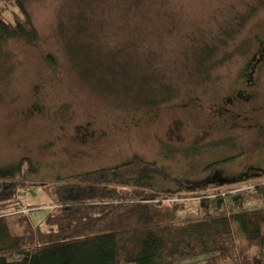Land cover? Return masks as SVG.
Masks as SVG:
<instances>
[{"label": "rangeland", "instance_id": "rangeland-1", "mask_svg": "<svg viewBox=\"0 0 264 264\" xmlns=\"http://www.w3.org/2000/svg\"><path fill=\"white\" fill-rule=\"evenodd\" d=\"M4 1L10 6L2 1L0 19L13 24L17 10ZM23 4L36 29V45L12 39L0 45V167L25 160L16 180L28 186H21L19 198L21 206L29 208L12 212L13 216L21 212L33 227L47 231L44 220L53 206L46 191L74 175L111 173L109 169L134 159L159 170L155 171L159 189L167 191L160 194L163 201L175 200L194 216L199 198L207 192L210 196L219 190L252 192L246 194L252 204L264 176L206 185V192L188 188V182H195L200 172L205 177L215 171L237 172L244 155L256 154L252 162L257 152L264 153V65L254 91L261 110L252 115L233 108L240 115L235 130L218 114L222 98L236 88L237 76L257 41L264 39V0H23ZM202 54L200 65L197 59ZM143 101L153 103L146 106ZM244 117H251L250 123ZM173 118L184 122V142L167 135ZM204 131L209 137L197 143ZM111 177H119L111 182L119 194L134 190V183L120 175ZM115 202L105 207H114ZM6 259L19 264L13 254Z\"/></svg>", "mask_w": 264, "mask_h": 264}, {"label": "trees", "instance_id": "trees-1", "mask_svg": "<svg viewBox=\"0 0 264 264\" xmlns=\"http://www.w3.org/2000/svg\"><path fill=\"white\" fill-rule=\"evenodd\" d=\"M9 3L17 13H13V24L0 19V45L8 39L36 45V29L23 0ZM203 56L197 59L200 65ZM144 103L151 106L153 102ZM23 163L0 167V264H10L7 254L18 257L19 264H221L224 260L264 264V183L256 186L251 205L246 194L252 192L219 190L212 196L207 192L199 198V212L194 216L176 201H163L165 196L160 194L167 191L159 189L160 180L155 178L159 170L134 159L109 169L112 174L85 172L46 191L53 207L43 231L23 213L11 214L29 208H23L19 198L21 186H28L16 180ZM28 170H32L29 163ZM113 175L134 183V190L116 192L111 182L119 177ZM109 202H115L114 207L106 208Z\"/></svg>", "mask_w": 264, "mask_h": 264}, {"label": "flooded vegetation", "instance_id": "flooded-vegetation-1", "mask_svg": "<svg viewBox=\"0 0 264 264\" xmlns=\"http://www.w3.org/2000/svg\"><path fill=\"white\" fill-rule=\"evenodd\" d=\"M264 65V39H260L257 41L255 46V51L247 60L240 72V75L236 78V88H232L230 91V95L222 98V106L218 111L220 119L224 122V124L235 130L238 126V121L240 120V115L235 114L232 110L233 108L240 109L241 113H250L255 115L262 108L260 104L256 103V100L259 98L255 91L259 77L261 75V67ZM259 85V83H258ZM244 122L249 120L251 121V117H244L242 119ZM222 127L221 124H219ZM258 128H261L260 126ZM167 135L172 139V141H176L178 143L184 142L183 133H184V122L180 120V118H173L171 122L167 126ZM210 134L207 131L201 133L197 138V143L204 142ZM235 146H238L237 144ZM264 144L261 146L262 149ZM243 154L245 152L244 149H240ZM256 154H254L255 156ZM254 156H243V159L240 162H244V164L235 171L225 172H210L206 177L205 174L201 172L194 178L195 182L190 183L188 188H197L203 187L206 185H215V187L230 183H237L240 180H249L251 178H257L260 175L264 174V153L257 152V160L250 161V158ZM255 158V159H256ZM239 166V164H238Z\"/></svg>", "mask_w": 264, "mask_h": 264}, {"label": "bare ground", "instance_id": "bare-ground-1", "mask_svg": "<svg viewBox=\"0 0 264 264\" xmlns=\"http://www.w3.org/2000/svg\"><path fill=\"white\" fill-rule=\"evenodd\" d=\"M23 161H25V160H23ZM22 162V161H21ZM75 177H77L78 175H74ZM263 177L264 176V174H262V175H260V177ZM259 178V177H258ZM261 183H264V180L263 181H261V182H258V184L259 185H261ZM252 186V185H251ZM212 187H215V186H212ZM207 191L209 190V189H206ZM175 201V200H174ZM18 258V257H17Z\"/></svg>", "mask_w": 264, "mask_h": 264}]
</instances>
